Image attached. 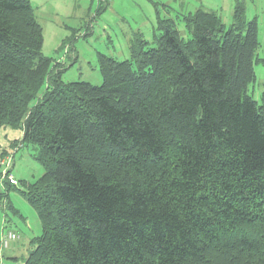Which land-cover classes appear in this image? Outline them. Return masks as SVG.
Instances as JSON below:
<instances>
[{
	"label": "trees",
	"instance_id": "16d2710c",
	"mask_svg": "<svg viewBox=\"0 0 264 264\" xmlns=\"http://www.w3.org/2000/svg\"><path fill=\"white\" fill-rule=\"evenodd\" d=\"M183 20L101 55L95 86L62 80L31 0H0V129L44 169L19 188L42 221L24 264H264L258 20Z\"/></svg>",
	"mask_w": 264,
	"mask_h": 264
},
{
	"label": "rangeland",
	"instance_id": "374dc122",
	"mask_svg": "<svg viewBox=\"0 0 264 264\" xmlns=\"http://www.w3.org/2000/svg\"><path fill=\"white\" fill-rule=\"evenodd\" d=\"M36 16L44 29L45 56L53 66L64 69V82L85 81L95 86L103 82L100 57L118 60L131 56V44L139 37L150 43L162 32L163 21L174 20L186 34L185 15L197 10L214 11L226 26L233 22L237 2L245 7L247 20H258V56L264 60V0H31ZM256 79L249 93L261 101L264 92V61L255 65ZM23 132L12 128L0 129V152L8 149L1 159L0 191L7 193L0 202V264H24L33 238L42 232V221L20 192L22 181L33 183L43 174L41 163L34 157L30 145L20 147ZM19 140L12 148V143ZM16 151V152H14ZM17 185L10 189L1 176L9 156ZM3 206V208H2ZM9 231L20 238L2 249L1 239Z\"/></svg>",
	"mask_w": 264,
	"mask_h": 264
},
{
	"label": "built area",
	"instance_id": "2783aa9c",
	"mask_svg": "<svg viewBox=\"0 0 264 264\" xmlns=\"http://www.w3.org/2000/svg\"><path fill=\"white\" fill-rule=\"evenodd\" d=\"M21 147H22V144H20V147H16L14 150L18 151V149ZM14 152H16V151H14ZM3 164H6V167L4 168L2 176H1L2 182L4 180H7L10 184L17 185V181H16L14 175L12 174L13 156L10 155L8 158V163H3ZM19 238H20V236L13 231H9L7 234H4L2 236V239H1L2 249H4V250L8 249L10 247L11 243L17 241Z\"/></svg>",
	"mask_w": 264,
	"mask_h": 264
}]
</instances>
